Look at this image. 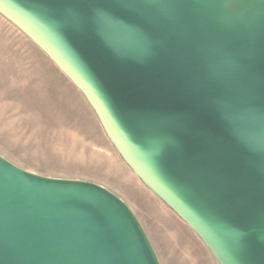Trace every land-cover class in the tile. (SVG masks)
Listing matches in <instances>:
<instances>
[{
    "label": "water",
    "instance_id": "obj_1",
    "mask_svg": "<svg viewBox=\"0 0 264 264\" xmlns=\"http://www.w3.org/2000/svg\"><path fill=\"white\" fill-rule=\"evenodd\" d=\"M218 264H264V0H0ZM0 264H161L94 183L0 156Z\"/></svg>",
    "mask_w": 264,
    "mask_h": 264
},
{
    "label": "rangeland",
    "instance_id": "obj_2",
    "mask_svg": "<svg viewBox=\"0 0 264 264\" xmlns=\"http://www.w3.org/2000/svg\"><path fill=\"white\" fill-rule=\"evenodd\" d=\"M0 156L33 174L115 194L141 223L161 264H218L123 162L78 88L1 14Z\"/></svg>",
    "mask_w": 264,
    "mask_h": 264
}]
</instances>
